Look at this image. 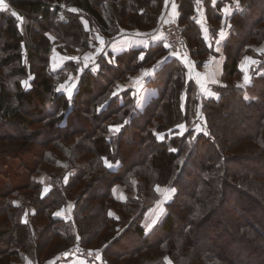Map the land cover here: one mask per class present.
Here are the masks:
<instances>
[{"label": "trees", "instance_id": "1", "mask_svg": "<svg viewBox=\"0 0 264 264\" xmlns=\"http://www.w3.org/2000/svg\"><path fill=\"white\" fill-rule=\"evenodd\" d=\"M179 2L185 45L201 68L211 51L193 19L194 0ZM9 4L33 20V28L31 44L17 20L0 12V144L21 141L15 150L0 149V264H44L77 236L84 247L99 242L106 264H243L249 254L258 255L249 264H264V248L257 247L264 240V209L244 190L264 199V172L258 167L264 168V54L251 49L264 42V0H239L242 10L231 18L232 34L224 46L222 81L214 86L218 99L201 97L185 68L172 62L151 83L157 95L137 116L131 91L118 95L115 89L155 65L165 52L162 46L149 49L143 59L139 49L102 57L97 72L80 73L79 65L68 61L54 73V43L46 33L64 44L61 53L82 51L97 44V35L108 42L122 29H156L165 0ZM64 4L78 10H68L67 21L59 16ZM81 17L87 18L90 31ZM246 55L257 60L247 85L240 69ZM72 77L76 90L69 97L58 86L69 87ZM25 79L31 80L28 89L22 85ZM229 106L227 113H237L241 120L228 125L220 113ZM195 122L205 130L193 131ZM114 123L122 127L119 132L110 131ZM184 123L189 128L180 134ZM31 141L41 152L33 155L36 161H20L28 175H15L12 162L22 158ZM49 167H65V172L58 179L57 170ZM45 173L51 181L47 192ZM120 185L125 193L118 198L114 190ZM155 185L174 188L176 194L166 204L165 217L147 232L146 217L160 199ZM227 204L225 223L214 221ZM68 205L71 218L58 217ZM217 226L221 233L214 234Z\"/></svg>", "mask_w": 264, "mask_h": 264}, {"label": "crops", "instance_id": "2", "mask_svg": "<svg viewBox=\"0 0 264 264\" xmlns=\"http://www.w3.org/2000/svg\"><path fill=\"white\" fill-rule=\"evenodd\" d=\"M180 5L179 0H165L163 14L166 13L169 19L179 21L181 16ZM0 7L8 9L9 5L2 4ZM72 10L76 11L75 8ZM241 10L242 6H240L239 0H194L193 19L200 28L201 38L211 51L206 55V60L201 68L197 66V61L192 57L187 45L182 53H174L168 47L165 48L164 45L166 44L163 34L162 32H157L156 29L149 32L127 30L108 42L105 38L97 35V44L95 46L78 51L76 55H68L54 50L51 56V67L54 72H58L65 67L68 61H75L81 71L92 70L97 72L101 67L100 62L102 57L110 59L112 55H119L132 49H139L142 51L140 54L141 59V57H145L149 49L162 46L165 52L156 64L151 67H144L134 75H131L125 82L118 83L115 89L116 94L120 95L125 90L131 91V96L134 98L136 104L142 101V98L145 99L143 104L145 109L151 97L157 95L156 88L151 84L157 77V74L164 70L166 65L177 62L185 68L188 78L197 84L202 96L218 99L219 94L216 93L213 86L218 85L222 78L226 59L224 46L232 34L231 18ZM82 20L84 21H82L84 29L90 31L89 22L85 18ZM184 26L186 27L187 25L185 24ZM216 28L218 29L215 30ZM251 49L258 54L264 53V42L259 46H251ZM256 64L257 60L249 55H246L241 61L240 69L244 73L242 79L244 83L247 76V83L245 84L250 83L249 77ZM86 65L87 67H85ZM136 81L140 83L137 84ZM70 83L69 87L66 88L72 87L76 82H73L71 79ZM144 93H147V98L143 96ZM64 210L59 211L57 216L69 219L65 215H62ZM87 260L81 257L74 258L65 264H91Z\"/></svg>", "mask_w": 264, "mask_h": 264}, {"label": "rangeland", "instance_id": "3", "mask_svg": "<svg viewBox=\"0 0 264 264\" xmlns=\"http://www.w3.org/2000/svg\"><path fill=\"white\" fill-rule=\"evenodd\" d=\"M2 4H8L9 5V7H8V9H4L5 7H0V12H3V13H6V15H8V16H10V17H13L15 20H17V25H18V27H19V29L20 30H22V32L24 33V35L26 36V39L31 43V40H32V23H33V20H28L26 17H24V15L20 12V11H18V10H16V9H14L10 4H9V0H2V3H0V5H2ZM145 4V3H144ZM62 6V7H61ZM59 8H60V12H59V16H60V19L63 21H67L68 20V17H69V14L67 13V11L68 10H70V12H71V10L74 8V7H72V6H67V5H59ZM3 9V10H2ZM76 11H78L77 9H76ZM76 11L74 12L75 14H76ZM163 15H167L166 13H164V14H162V16ZM131 16V14H129V17ZM161 16V17H162ZM29 18V17H28ZM84 17H81V24L84 22L82 19H83ZM168 18V17H167ZM161 19V18H160ZM169 19V18H168ZM85 20H87V18H85ZM173 20V19H172ZM83 21V22H82ZM88 21V20H87ZM174 21H176V20H174ZM180 26H182L178 21H176ZM159 23H160V20H159ZM159 23H158V25H157V27H156V30H157V28H158V26H159ZM83 25V24H82ZM89 25H90V23H89ZM36 28V27H35ZM84 28V27H83ZM0 29H1V27H0ZM37 29V28H36ZM155 30V31H156ZM86 31V30H85ZM125 31H127V30H125V29H122V30H120V32L116 35V36H118V35H120L121 33H123V32H125ZM38 32H39V30H38ZM46 35H47V37L50 39V41L52 42V43H54L53 45V49H52V52L54 51V50H57V51H59L60 52V50L58 49L60 46H64V44L63 43H59V44H57L58 42H57V39H56V37L52 34V33H46ZM185 36V35H184ZM1 37V36H0ZM1 44V43H0ZM32 44V43H31ZM2 47H0V48H2L3 49V45H1ZM186 46V45H185ZM61 53V52H60ZM66 54H68V55H76L77 54V52H74V53H66ZM264 54V53H263ZM5 55V54H4ZM51 56H52V54H51ZM50 65H51V57H50ZM2 66V65H1ZM2 69V68H1ZM51 69H52V67H51ZM62 69H60L59 71H61ZM53 71V70H52ZM58 71V72H59ZM54 72V71H53ZM79 72L81 73L82 71L80 70V68H79ZM54 73H57V72H54ZM39 76H43V73L41 72V71H39ZM73 75V74H72ZM244 76V75H243ZM250 76V75H249ZM73 81L75 80V77H72L71 78ZM71 79H70V81H71ZM249 80H250V82L252 81V79H251V76L249 77ZM221 81H222V79H221ZM221 81H220V83H221ZM30 82H31V80L30 79H25V80H23V82H22V85H23V88H26V89H28L29 87H30ZM76 82H77V80H76ZM219 83V84H220ZM242 83L243 84H245L243 81H242ZM68 84V83H67ZM75 84L76 83H74V88H73V86L72 87H70V88H66V85L63 83V84H60L59 86H58V90H62V91H65L66 93H68L67 95L69 96V93H71V96L70 97H72L73 96V94L75 93L74 91L76 90V88H75ZM218 84V85H219ZM250 84V83H249ZM197 85V84H196ZM245 85H247V84H245ZM67 86H69V84L67 85ZM198 87V86H197ZM64 88H66L65 90H64ZM213 89H214V86H213ZM72 90H73V92H72ZM198 90H199V88H198ZM215 90V89H214ZM200 93V92H199ZM217 93V92H216ZM145 98H147V93H144V95H143ZM200 96L201 97H204V96H202L201 94H200ZM206 98V97H205ZM209 99V98H208ZM142 101H140V102H142L141 104H140V102L139 103H137L136 104V102H135V100H134V104H135V109H134V115L135 116H137V115H139V113H141V112H143L144 111V107H143V104H144V101H145V99L144 98H142L141 99ZM148 101H149V99H148ZM148 101H147V103H148ZM231 105H234V103H231L230 104V106ZM230 106L229 107H225V111H223V112H221L220 114H221V116L225 119V121H226V123L229 125V123L230 122H232V121H237L236 119H239V120H241V117H239L238 116V114L236 113V114H232V115H229V113H227L228 112V110H229V108H230ZM232 107V106H231ZM229 115V117H227ZM248 121H250V125L252 126L253 124H254V122H251V121H253V119L251 120H248ZM195 124H196V126H195ZM195 124H194V126H195V130H193V131H196L197 133L198 132H201V131H204L205 130V128L203 127V125L199 122H195ZM243 124H246V122H243ZM188 124H186V123H184V124H181L180 126H179V131H178V133H180V134H183V133H185L187 130H188V126H187ZM111 127H112V129L113 128H119V129H122V127L121 126H118V125H116L115 123H114V125H110ZM241 126H244V125H242L241 124ZM254 126H255V124H254ZM228 127V126H227ZM33 128L35 129L36 128V126H33ZM38 128H41V127H39L38 126ZM33 129V130H34ZM42 130H44V128H42ZM112 132H115V131H112ZM15 134V133H14ZM176 133H172V135H175ZM17 134H15V136H16ZM163 136H164V134H160V139L161 138H163ZM193 137H195V136H193ZM72 141V140H71ZM70 141V142H71ZM29 142V141H28ZM33 141H31V144H29L25 149H24V152L25 153H22L20 156L22 157L21 159H19V161H14L13 160V162H12V165H14V170H15V168L17 169V172L18 173H14L15 175H20V176H22V175H28V173H27V171H24L25 169H23V170H21L19 167V165H20V161H23L22 159H24V162H26L27 161V163L28 162H32V161H36V159L34 158V154H36V153H40L41 152V149L42 148H40L39 146H37V144H35V143H32ZM70 142H67V143H64V144H66V145H68V143H70ZM21 144V141H18L17 143H14L13 141H8L7 143H2V144H0V149H2V148H4V147H8V149H11V150H15V148H19V145ZM4 145V146H3ZM21 150L23 149V148H20ZM106 166L109 168V169H115V166H113L112 164H110V162H107L106 161ZM117 167V166H116ZM259 167V169L260 170H262L263 172H264V168H263V166L261 165H259L258 166ZM44 168V167H43ZM47 169H50V170H48V171H51V170H57V171H55V175H54V177L55 178H57V172H58V179L59 178H61V174H63V172H65L64 171V169H65V167H64V169H62L61 170V167H58V169H56L55 167L54 168H52V167H49V168H47ZM46 169V170H47ZM46 176V177H45ZM43 178H42V181H43V184H44V192H47L48 191V189H50V185H51V181L49 182V176L45 173L43 176H42ZM68 177H69V174H68V172L66 171V174H65V176H64V178L62 179L63 180V182H64V184H66L67 183V181H68ZM135 177H133L132 178V180L133 181H135ZM159 188V192L157 191V189ZM154 190L160 195V199H158L157 201H156V203H155V205L153 206V208H151L150 209V211L148 212V215H147V217H146V220H145V225H146V228H147V232L148 231H150L159 221H161L164 217H165V215H166V204H168V203H170L172 200H173V198H174V196H175V194H176V190L174 189V188H171V187H166V186H159V185H155L154 186ZM244 190H245V192L246 193H249L251 196H253V197H255L257 200H258V202H259V204L261 205L260 207H259V209H264V199L263 198H259L253 191H250L248 188H244ZM114 192H115V195L118 197V198H121L123 195H124V193H125V186L124 185H120V186H118L117 188H115V190H114ZM212 198V199H211ZM225 198L226 199H231V196L229 195H225ZM210 199H211V201H215V199L213 198V197H210ZM22 201H25L23 198L22 199H20L19 201H18V203L19 204H22ZM262 202V203H261ZM63 209H65L64 210V212L62 213V215L64 216H66V218H71V216H72V205H68V206H66L65 208H63ZM62 209V210H63ZM228 209H229V207H228V204L227 205H225V206H223L222 205V207L220 208V210H218V212H217V214L215 215V219H214V221H221L222 223H225V221H226V219H227V213H226V211H228ZM258 209V210H259ZM257 210V211H258ZM115 212L113 211V213H112V215H114L115 216ZM0 219H2V218H0ZM259 226H260V223L258 224ZM233 226V225H232ZM215 230H213V233L215 234H217V233H221V231H219V230H221V228L220 227H216V228H214ZM218 229V230H217ZM234 229V228H233ZM90 232V231H89ZM86 233L88 234V230H86ZM109 237H111V236H109ZM237 238H239V237H237ZM123 241V240H122ZM120 243H122V242H120ZM100 243L99 242H95V243H93V244H90V245H88V246H86V247H84L83 246V244H82V241H81V237L80 236H77V238L75 239V241L71 244V245H69L68 247H66L65 249H63L62 251H60V253H58L54 258H52V259H50V260H48V261H46V262H44V264H65V263H67L68 261H70V260H72V259H74V258H85V259H88L87 261L89 262V263H91V264H106L104 261H103V259H102V254L100 253V249H97L100 245H99ZM74 246H79V247H81V248H83V249H85V250H87V252L89 253V254H92V256H90V257H87V255L86 256H73V257H70V258H68L67 260H65V261H59L58 259L65 253V251H67V250H69V249H71L72 247H74ZM52 247V246H51ZM50 247V248H51ZM257 247H260V248H264V240H261V242L257 245ZM49 248V249H50ZM230 250L232 251V252H234V248H230ZM48 251H46L45 253H47ZM237 254H240V253H238L237 252ZM161 257V255L160 256H158V258H160ZM258 257V255H245V264H249V263H253L255 260H256V258ZM243 258V257H242ZM29 260V259H28ZM27 260V261H28ZM168 260V259H167ZM169 261V260H168ZM240 261H242V259L240 258ZM130 263H131V261H129ZM28 263H31V262H28ZM118 263L119 264H123L121 261H118ZM138 262H134V264H137ZM243 263V264H244ZM114 264H116V262L114 263Z\"/></svg>", "mask_w": 264, "mask_h": 264}, {"label": "built area", "instance_id": "4", "mask_svg": "<svg viewBox=\"0 0 264 264\" xmlns=\"http://www.w3.org/2000/svg\"><path fill=\"white\" fill-rule=\"evenodd\" d=\"M62 7V6H61ZM157 32H162L165 44L168 49L174 53H182L185 48L186 38L183 33V27L180 26L176 21L168 19L167 15H163L160 19ZM90 257L87 250L74 246L71 249L65 251V253L58 259L59 261H65L73 256H86Z\"/></svg>", "mask_w": 264, "mask_h": 264}, {"label": "snow or ice", "instance_id": "5", "mask_svg": "<svg viewBox=\"0 0 264 264\" xmlns=\"http://www.w3.org/2000/svg\"><path fill=\"white\" fill-rule=\"evenodd\" d=\"M0 3H2V0H0ZM165 48H167L168 46L167 45H164ZM141 59H143V57H141ZM87 67V65L85 66ZM137 84H139L140 82L139 81H136ZM245 83H247V76L245 77ZM71 96V93H69V97ZM110 131H115V132H119L120 129L119 128H113V129H110ZM162 139V138H161ZM157 191L159 192V188L157 189Z\"/></svg>", "mask_w": 264, "mask_h": 264}]
</instances>
